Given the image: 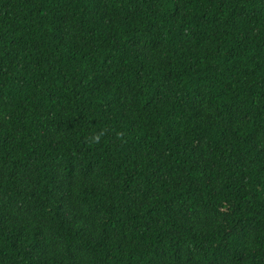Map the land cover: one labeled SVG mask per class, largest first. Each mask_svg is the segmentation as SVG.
<instances>
[{
  "label": "trees",
  "instance_id": "obj_1",
  "mask_svg": "<svg viewBox=\"0 0 264 264\" xmlns=\"http://www.w3.org/2000/svg\"><path fill=\"white\" fill-rule=\"evenodd\" d=\"M0 264H264V0H0Z\"/></svg>",
  "mask_w": 264,
  "mask_h": 264
}]
</instances>
